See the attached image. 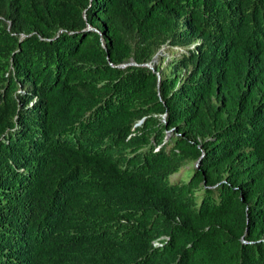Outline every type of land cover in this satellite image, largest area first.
Masks as SVG:
<instances>
[{"label": "trees", "instance_id": "obj_1", "mask_svg": "<svg viewBox=\"0 0 264 264\" xmlns=\"http://www.w3.org/2000/svg\"><path fill=\"white\" fill-rule=\"evenodd\" d=\"M1 16L0 264H264V0H0ZM188 39L185 76L145 65Z\"/></svg>", "mask_w": 264, "mask_h": 264}, {"label": "rangeland", "instance_id": "obj_2", "mask_svg": "<svg viewBox=\"0 0 264 264\" xmlns=\"http://www.w3.org/2000/svg\"><path fill=\"white\" fill-rule=\"evenodd\" d=\"M2 20H5L9 25L11 24L10 20L4 18L3 16L0 17ZM25 33L22 34L24 37ZM130 40L132 41L133 45L136 46L137 38L136 36L129 34ZM200 41L198 40H186L185 42H182L181 44L178 43H172L171 41H168L166 44L162 45L161 47H155V54L153 56V59L145 64L148 66L151 70L155 69L157 66H160V68L168 73V72H179L181 76H185L192 68L194 67L197 58H194L192 55V52H197V47L199 45ZM192 51V52H191ZM191 52V53H190ZM193 59V61H192ZM192 61V63L189 65V67L186 66L188 62ZM139 65L134 60H132L130 63L124 64L123 66H137ZM170 68H173L174 70H170ZM177 72V74H178ZM14 70H0V100L3 99L6 88L9 87V81L10 78L14 75ZM27 87V85H26ZM25 90V85L19 83V88L17 91V94L15 96L18 98V103L21 105V108H23L26 104L22 102L23 96L21 95L22 91ZM38 97L37 94H34L32 101L28 103V105H31L33 102H35V99ZM14 120L16 118L14 117ZM172 131L169 130V134ZM196 164V161L188 162L186 165H184L178 172H175L172 176V180H178L182 177H188V169H190L193 165Z\"/></svg>", "mask_w": 264, "mask_h": 264}, {"label": "clouds", "instance_id": "obj_3", "mask_svg": "<svg viewBox=\"0 0 264 264\" xmlns=\"http://www.w3.org/2000/svg\"><path fill=\"white\" fill-rule=\"evenodd\" d=\"M155 244H157V245H158V244H162V243H160L159 241H155Z\"/></svg>", "mask_w": 264, "mask_h": 264}, {"label": "water", "instance_id": "obj_4", "mask_svg": "<svg viewBox=\"0 0 264 264\" xmlns=\"http://www.w3.org/2000/svg\"><path fill=\"white\" fill-rule=\"evenodd\" d=\"M153 70H155V69H153Z\"/></svg>", "mask_w": 264, "mask_h": 264}]
</instances>
